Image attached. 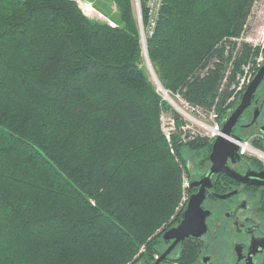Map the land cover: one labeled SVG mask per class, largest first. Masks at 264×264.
Returning <instances> with one entry per match:
<instances>
[{
	"label": "trees",
	"instance_id": "trees-1",
	"mask_svg": "<svg viewBox=\"0 0 264 264\" xmlns=\"http://www.w3.org/2000/svg\"><path fill=\"white\" fill-rule=\"evenodd\" d=\"M107 1L113 26L75 0H0V264L150 262L179 220L183 152L210 140H166L133 0ZM253 2L163 0L145 38L160 85L221 117L258 53L235 40Z\"/></svg>",
	"mask_w": 264,
	"mask_h": 264
},
{
	"label": "flooded vegetation",
	"instance_id": "flooded-vegetation-1",
	"mask_svg": "<svg viewBox=\"0 0 264 264\" xmlns=\"http://www.w3.org/2000/svg\"><path fill=\"white\" fill-rule=\"evenodd\" d=\"M260 6L264 16V1ZM261 21L251 24V34L261 27ZM254 58L245 62V83L226 102L222 116L217 113L222 131L240 107L229 133L220 135L224 139L217 145L214 159L210 157L214 140H210L190 151L199 153L197 162L187 160L186 199L181 214L189 199L198 201L204 229L176 243L158 264H264V51L258 62ZM259 70L258 79L251 84ZM181 214L162 234L180 222ZM162 240L153 260L136 264H152L173 241Z\"/></svg>",
	"mask_w": 264,
	"mask_h": 264
},
{
	"label": "built area",
	"instance_id": "built-area-1",
	"mask_svg": "<svg viewBox=\"0 0 264 264\" xmlns=\"http://www.w3.org/2000/svg\"><path fill=\"white\" fill-rule=\"evenodd\" d=\"M133 1H134L133 3H134V8H135V15L137 19L140 39L143 40L144 37L146 38V36L152 34L154 27L156 25V21L159 16L161 7L163 5V0H133ZM77 2L79 4V2L81 1L79 0ZM257 4H258V0H254L252 8H251V12L247 18L248 20L245 23L244 28L241 34L239 35V37L235 39L238 43L245 42V43H248L250 46L252 45L253 47L257 45V42H255L256 45H254L251 42L253 41L252 38L247 36L248 34H251L250 32H248V30L250 31V29L247 23L249 24L250 19L260 16L258 14V11L259 13H261L259 10V7H256ZM84 5H85L84 12H86L85 14L89 15L88 12L90 11V3L86 2ZM142 8L145 9V14H146L145 22H143V19H142ZM263 30H264V16H263L261 27L257 30V33L263 34L264 32ZM245 34L246 36H244ZM262 39H264V35L262 36ZM261 47H264V44H262ZM260 57L254 58L255 61L258 62ZM247 76H248V64L243 63L241 65L240 70L236 72L234 80L230 83L228 87V91L230 95L227 98V101L231 100L234 97L235 93L245 83ZM226 79H227V74L225 75L223 79V83L225 82ZM176 97L178 98L180 103L182 102L180 105L176 103V101L173 102V100H169V102L173 104L172 105L173 109L175 108L174 110L180 115L181 121H180L178 130L181 132L180 133L181 140L186 141L196 136H202V137L204 136L212 141L217 136L222 135L220 124L217 119V112H216L215 106L211 107L208 110H204L199 106L191 105L188 101L182 99L180 95L178 94H176ZM163 114H165V112L160 113V119L164 118ZM160 128L166 140L170 141L171 134L177 129L175 128V125H174L173 116H171V119L169 120V122H166V124L165 123L163 124L161 120ZM240 145H242L241 147H243L242 143ZM182 184L184 186L187 185V180L184 177H183ZM185 199H186V194L183 191L182 201L180 202V205H183Z\"/></svg>",
	"mask_w": 264,
	"mask_h": 264
},
{
	"label": "rangeland",
	"instance_id": "rangeland-1",
	"mask_svg": "<svg viewBox=\"0 0 264 264\" xmlns=\"http://www.w3.org/2000/svg\"><path fill=\"white\" fill-rule=\"evenodd\" d=\"M76 2L77 1H79V0H75ZM81 2H79V4H78V2H77V4L79 5V7L81 8V10L84 12V7H85V3L86 2H89L90 3V11L88 12L89 13V15L88 16H93V17H96L97 19H99V20H102V21H105V22H107L108 24H110L111 26H113L114 25V22H113V20L111 19V16H113L114 15V13H116L115 11H116V9H115V7L112 5V3H110V1H107V0H80ZM106 1V2H105ZM262 1H264V0H258V4H257V6L256 7H259V10H260V4L262 3ZM85 2V3H84ZM134 2V1H133ZM102 3H105V7H106V9L108 8V12H106L103 8H102V5H100V4H102ZM260 3V4H259ZM100 6H99V5ZM133 6H134V3H133ZM252 8V7H251ZM261 9H262V7H261ZM134 11H135V8H134ZM84 13H86V12H84ZM258 14L260 15L259 17H256V18H259V19H261L262 18V21H263V13H259V11H258ZM256 18H252V19H250L249 20V24L247 23V25H248V27L250 28V26H251V24H254L255 23V21H257V20H259V19H256ZM253 19H255V20H253ZM248 20V19H247ZM247 20H246V22H247ZM254 21V22H253ZM261 21V22H262ZM137 26H138V24H137ZM247 29V28H246ZM264 31V30H263ZM248 32H249V30H248ZM248 32H247V34H248ZM264 35V32H263V34H260V33H257V30H255V31H253L252 32V34H248L247 36H249V37H251L252 38V40L253 41H251L254 45H256L255 44V42H257V45L255 46V48H258L259 50H257L258 51V53H257V55L255 56L256 58H259L260 56H262V54H263V51H264V47H261L262 46V44H264V39H262V36ZM244 36H246V34L244 35ZM140 44H141V55H142V66L145 68V70H146V72H147V75H148V77H149V79L152 81V83L154 84V86H155V88H156V91L159 93V95L164 99V100H166L169 104L171 103V102H169V99H167L165 96H164V94H163V91L161 90V89H159L158 88V86H157V83H156V80H155V78L157 79V77H156V75L154 74V72H153V69H152V67H151V64H150V62H149V59H148V56H147V53H146V39H145V37L143 38V40H141L140 39ZM146 57H147V60H148V62H147V60H146ZM150 66V67H149ZM157 81H158V79H157ZM159 82V81H158ZM161 86V85H160ZM162 87V86H161ZM163 88V87H162ZM164 89V88H163ZM169 95H170V97H171V100H173V102H175L176 101V103H178L179 105L182 103H180V101L178 100V98L176 97V95H171L166 89H164ZM173 104L171 103L170 104V108H171V110L170 111H167V112H165V114H163L164 115V118H162V119H160V123H161V120H162V123L164 124H166V122H169V120L171 119V116H173V119H174V125H175V128H178L177 126H176V119H175V115L174 114H176V115H178L179 116V118H180V115L173 109V106H172ZM187 150L185 149V151L183 152L184 153V155L186 156L185 158H186V160H188V162H190V163H195V162H197L198 161V158H199V153H193V152H186ZM186 171H183L182 172V174H181V189H182V191H181V197H180V200H179V207L181 208V206H183V205H180V202L182 201V196H183V191H184V193L186 194V192H185V187L186 186H184L183 184H182V182H183V177L187 180L188 178H187V175H186Z\"/></svg>",
	"mask_w": 264,
	"mask_h": 264
},
{
	"label": "water",
	"instance_id": "water-1",
	"mask_svg": "<svg viewBox=\"0 0 264 264\" xmlns=\"http://www.w3.org/2000/svg\"><path fill=\"white\" fill-rule=\"evenodd\" d=\"M147 60V57H146ZM148 62V60H147ZM260 74V70L257 72L255 75L254 79L252 80L251 84L254 83ZM250 88V86H249ZM247 89V91L249 90ZM247 91L244 95L247 94ZM240 108V107H239ZM237 108L232 117L229 119L228 122L225 123V125L222 128V132L224 133H229V125L232 122L233 118L235 117L236 113L240 111V109ZM224 138L222 136H217L214 139V142L212 144L213 150L211 152L210 157L213 158L215 154V149L219 142L223 140ZM214 159V158H213ZM204 229V220L203 217L201 216L199 212V207H198V201L194 203L192 199H189L186 203V207L183 210L181 214V219L180 222L173 227H170L167 229L163 234L162 238L164 239H173L172 243L164 250L155 260L152 264H158L159 261H161L166 254L171 250V248L178 243L180 240L185 238L188 235H199Z\"/></svg>",
	"mask_w": 264,
	"mask_h": 264
},
{
	"label": "bare ground",
	"instance_id": "bare-ground-1",
	"mask_svg": "<svg viewBox=\"0 0 264 264\" xmlns=\"http://www.w3.org/2000/svg\"><path fill=\"white\" fill-rule=\"evenodd\" d=\"M150 67V66H149ZM155 80H156V83H157V86H158V88L159 89H161L162 91H163V94H164V96L167 98V99H169V100H171V97H170V95L160 86V83L157 81V79L155 78Z\"/></svg>",
	"mask_w": 264,
	"mask_h": 264
}]
</instances>
